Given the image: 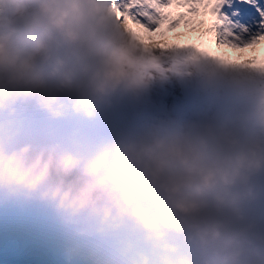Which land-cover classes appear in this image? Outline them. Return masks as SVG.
<instances>
[{"label": "clouds", "instance_id": "9594fccd", "mask_svg": "<svg viewBox=\"0 0 264 264\" xmlns=\"http://www.w3.org/2000/svg\"><path fill=\"white\" fill-rule=\"evenodd\" d=\"M120 19L0 0V206L44 210L66 264H264V64L133 43ZM171 85L205 102L154 114Z\"/></svg>", "mask_w": 264, "mask_h": 264}, {"label": "rangeland", "instance_id": "374dc122", "mask_svg": "<svg viewBox=\"0 0 264 264\" xmlns=\"http://www.w3.org/2000/svg\"><path fill=\"white\" fill-rule=\"evenodd\" d=\"M112 8V0H108ZM179 11H182L179 10ZM177 12L175 9L174 14ZM114 14V13H113ZM115 15V14H114ZM197 24L188 28L181 25L175 31H167L166 25L160 30V33L150 34L144 29L128 21L132 31L129 33L133 43L137 42V37L142 39L145 44H158L160 46L178 44L181 46L192 45L207 51L209 54L222 57L234 62H247L251 59L264 58V42H261L256 48L246 49L242 52L234 51L226 47H218L215 41V33L210 31L213 23V18L210 15H201L195 18ZM252 17L245 18L246 21L251 22ZM257 63L264 64V62ZM257 71L264 72V68H258ZM164 92L160 98L164 105L165 111L155 110L151 104V110L154 114L163 112H172L177 115H187L192 110V101L195 96L191 92L183 91L182 94L177 95L175 86H165L162 88ZM173 96V97H172ZM155 98L152 96L151 101ZM177 98L176 101H174ZM189 109V110H188ZM121 113H128L130 116L133 112L126 111ZM111 124L120 126L126 123H131L134 120L129 119L127 122L117 120L115 114L109 117ZM51 219V217L41 208L36 206L18 207L14 209L11 206H0V228L5 231L4 236L0 237V264H45L51 262L52 264H66L64 249L59 247L60 241L64 240L61 230ZM6 230H12L10 233ZM17 234H25L28 236L27 240L23 242L18 238ZM35 232L46 239L53 236V241L48 242L43 239H33L27 232ZM23 232V233H22ZM43 243V245H41ZM44 245L47 246L43 247ZM60 248L58 250L57 248Z\"/></svg>", "mask_w": 264, "mask_h": 264}, {"label": "snow or ice", "instance_id": "6c2138e0", "mask_svg": "<svg viewBox=\"0 0 264 264\" xmlns=\"http://www.w3.org/2000/svg\"><path fill=\"white\" fill-rule=\"evenodd\" d=\"M170 9L177 12L173 14ZM181 9L185 11H179ZM112 12L120 15L121 23L130 20L150 34L160 33L165 25L169 32L182 24L192 28L197 24L196 17L210 15L213 18L210 31L215 33L218 47L242 52L264 42V0H112ZM245 16L252 17L251 22L246 21ZM254 61L264 62V58L238 63ZM204 102L203 98L196 97L192 107ZM115 118L127 122L134 120L136 114L117 113Z\"/></svg>", "mask_w": 264, "mask_h": 264}, {"label": "trees", "instance_id": "16d2710c", "mask_svg": "<svg viewBox=\"0 0 264 264\" xmlns=\"http://www.w3.org/2000/svg\"><path fill=\"white\" fill-rule=\"evenodd\" d=\"M163 92H162V89H158L154 94H153V96H155V98L152 100V101H150V103H152V106L154 107V108H156L155 110H157V111H164V105L162 104V102L160 101V97L161 96H163ZM58 228V227H57ZM6 231H8V233H10L12 230H6ZM3 232H5V231H3L1 228H0V237L1 236H4V234H3ZM27 232V231H26ZM18 233V231H16L15 232V234L14 235H17L18 236V238H20V239H23V238H25V237H27V236H25V234L23 233V234H17ZM32 237H34L35 239L36 238H39V236H37V234L35 233V232H28ZM53 239V237L52 236H50V237H48L47 238V241H53L52 240ZM60 245H61V247L62 248H64V240H61L60 242Z\"/></svg>", "mask_w": 264, "mask_h": 264}, {"label": "bare ground", "instance_id": "6f19581e", "mask_svg": "<svg viewBox=\"0 0 264 264\" xmlns=\"http://www.w3.org/2000/svg\"><path fill=\"white\" fill-rule=\"evenodd\" d=\"M182 11H185V10L182 9Z\"/></svg>", "mask_w": 264, "mask_h": 264}]
</instances>
